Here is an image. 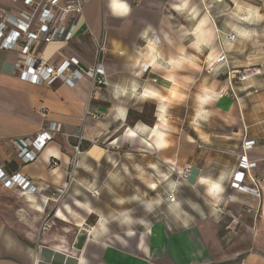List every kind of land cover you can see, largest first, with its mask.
<instances>
[{"label":"crops","instance_id":"0c3cea01","mask_svg":"<svg viewBox=\"0 0 264 264\" xmlns=\"http://www.w3.org/2000/svg\"><path fill=\"white\" fill-rule=\"evenodd\" d=\"M214 1L87 0L75 38L37 51L52 64L73 57L86 68L93 37L104 33L107 85L92 95L86 77L74 87L20 79L21 55L0 52V167L35 187L24 192L0 180V264H264V133L254 135L244 121L235 72H218L229 68L236 36L248 39L239 31L258 36L254 26L264 21L232 14L226 32L217 16L224 0ZM247 1L234 0L236 12L237 4L257 8L262 0ZM50 122L61 131L24 162L15 142ZM248 139L259 198L229 186ZM187 166L199 169L194 185L182 176ZM135 207L140 214L130 213ZM50 211L61 230L41 225Z\"/></svg>","mask_w":264,"mask_h":264},{"label":"built area","instance_id":"2783aa9c","mask_svg":"<svg viewBox=\"0 0 264 264\" xmlns=\"http://www.w3.org/2000/svg\"><path fill=\"white\" fill-rule=\"evenodd\" d=\"M87 0H0V52L14 51L21 55L14 62V71L20 79L33 84H50L60 79L68 87H74L82 78H88L91 84L90 95L101 91L106 85V70L102 60L105 53V34L93 37L94 55L92 64L82 67L76 58L64 59L58 64H52L44 59L38 46L53 41L69 42L75 38L77 20L83 16ZM138 2L139 0H134ZM233 39V34L228 35ZM227 55L221 53L215 61L216 67L226 61ZM225 65L219 69V74L227 73ZM243 78V77H242ZM240 79V78H239ZM61 131V125L50 122L43 131L29 139L15 142L18 156L24 162H31L56 133ZM78 143L82 135H78ZM255 144L254 140H244L236 169L229 181L230 188L247 192L255 197L261 196L262 188L258 180L251 177L249 170L256 167L255 162L248 160L246 150ZM75 153L79 144L74 146ZM187 166L183 178L187 179L190 171ZM248 179L249 184H247ZM0 180L7 187L17 186L24 192L35 191L30 182L19 173L7 174L0 167ZM168 198L174 201V193Z\"/></svg>","mask_w":264,"mask_h":264},{"label":"rangeland","instance_id":"374dc122","mask_svg":"<svg viewBox=\"0 0 264 264\" xmlns=\"http://www.w3.org/2000/svg\"><path fill=\"white\" fill-rule=\"evenodd\" d=\"M236 1L248 4L247 0ZM214 2H208V5H211ZM260 3L261 5L257 6V9H259V11L262 10L264 15V0ZM221 4L222 8L217 12V16L220 18L221 24L225 27V31L228 32L231 30L230 25L233 24L231 16L233 13H236V4L234 0H224L223 2H220V5ZM254 28L258 31V36H248V39H242L240 42L235 43L236 46L234 47V50L229 53V60L231 63L229 64V68L226 70L227 73H225V75H228L231 71L235 72L233 84L237 86L236 91H239L238 96H240L244 121L251 127L254 135H260L264 133V23H258ZM43 46H45V44ZM223 75L221 74L220 77ZM151 109V105L145 106V112L147 115L150 114ZM176 111L178 118H182V120L180 119L181 124H184L187 114L186 106L179 105ZM189 112L188 108V114ZM153 181V179L147 178L146 183H149L152 187ZM82 197L84 201L88 198L84 193L82 194ZM104 197L105 194L100 193L99 201H104ZM5 198L10 200V197ZM71 202L72 200L67 198L65 204L70 206ZM60 204L61 203H58L54 208H58ZM71 208L73 212L76 211L73 209L72 204ZM76 212L78 214V212L81 211L77 210ZM130 213H132V215H138L140 214V211L135 207V209L130 210ZM54 214V211H50V213L42 218L41 225L44 226L49 223L50 226L61 230L64 222L56 219ZM74 215L75 213L70 216Z\"/></svg>","mask_w":264,"mask_h":264},{"label":"clouds","instance_id":"9594fccd","mask_svg":"<svg viewBox=\"0 0 264 264\" xmlns=\"http://www.w3.org/2000/svg\"><path fill=\"white\" fill-rule=\"evenodd\" d=\"M122 7H124L125 11H128L126 6H122ZM237 9L238 11L236 13H233V15L237 16L240 20H244L249 23H256V22L264 21V15H261L259 12V9L255 7L245 6L244 8H241V6L237 4ZM240 11H246L247 15H239ZM234 30L239 31L237 29H234ZM239 34L245 37L250 35L248 32H244V31H239ZM251 35H255V33H251ZM144 95L149 96V95H152V93L145 92ZM221 190L222 189L219 187V185L214 186V191H221Z\"/></svg>","mask_w":264,"mask_h":264},{"label":"water","instance_id":"95a60500","mask_svg":"<svg viewBox=\"0 0 264 264\" xmlns=\"http://www.w3.org/2000/svg\"><path fill=\"white\" fill-rule=\"evenodd\" d=\"M199 174V169L196 167H192L189 171V174L187 176V182L191 185L195 184V181L197 179V176Z\"/></svg>","mask_w":264,"mask_h":264},{"label":"bare ground","instance_id":"6f19581e","mask_svg":"<svg viewBox=\"0 0 264 264\" xmlns=\"http://www.w3.org/2000/svg\"><path fill=\"white\" fill-rule=\"evenodd\" d=\"M246 12V11H245ZM241 15H245V13H242ZM210 30V29H209ZM212 32V31H211ZM236 40L238 41V42H240L241 40H242V37H240L239 35H237L236 36ZM230 45H232L233 43H234V41H232V40H226ZM58 215L60 216V217H62L64 220H66V217L61 213V211L59 210L58 211ZM80 227H81V225H80Z\"/></svg>","mask_w":264,"mask_h":264},{"label":"snow or ice","instance_id":"6c2138e0","mask_svg":"<svg viewBox=\"0 0 264 264\" xmlns=\"http://www.w3.org/2000/svg\"><path fill=\"white\" fill-rule=\"evenodd\" d=\"M152 95H154V93H152ZM130 135H132V136H134L135 135V133L133 132V133H129ZM153 187H155L154 185H153Z\"/></svg>","mask_w":264,"mask_h":264}]
</instances>
